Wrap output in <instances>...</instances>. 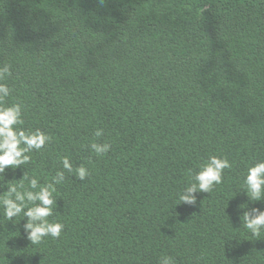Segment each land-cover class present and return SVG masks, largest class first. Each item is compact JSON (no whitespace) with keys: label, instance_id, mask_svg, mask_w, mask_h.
Returning <instances> with one entry per match:
<instances>
[{"label":"trees","instance_id":"1","mask_svg":"<svg viewBox=\"0 0 264 264\" xmlns=\"http://www.w3.org/2000/svg\"><path fill=\"white\" fill-rule=\"evenodd\" d=\"M5 65L4 105L51 140L0 196L24 172L50 182L64 156L90 177L56 186L59 238L33 245L0 209V264H264L239 207L264 208L241 191L264 160V0H0ZM210 155L232 164L223 182L177 204Z\"/></svg>","mask_w":264,"mask_h":264},{"label":"clouds","instance_id":"2","mask_svg":"<svg viewBox=\"0 0 264 264\" xmlns=\"http://www.w3.org/2000/svg\"><path fill=\"white\" fill-rule=\"evenodd\" d=\"M10 75V67H0V81ZM10 88L5 83H0V180L4 179L6 169L16 170L25 166L30 161L28 153L40 150L51 137L40 129L26 131L18 127L23 124L22 106L18 103L9 106L4 105V100L10 95ZM95 137L103 135V129L95 131ZM97 157L106 154L110 149L109 143L93 141L89 145ZM63 170H57L51 181L41 185L38 177L28 178L27 175L18 179L16 184H7V190L0 196V209L7 221H14L17 217L26 218L23 225L31 244L38 245L46 237L59 238L64 225L60 222H51L49 217L53 215V207L57 206V185L65 180V171L84 182L90 177L88 169L83 165L73 166L69 157L61 158ZM232 167L230 161L224 157L210 155L198 166L197 171L189 170L190 182L180 191L178 203L189 206L197 205V193H211L216 185L223 182L225 169ZM27 181V184L24 183ZM3 187V185H0ZM252 202H264V160H257L247 166L243 179L242 190ZM239 207L246 208L243 212V227L253 236H260L264 230V208L247 207L242 204ZM159 264H174L173 258L163 256Z\"/></svg>","mask_w":264,"mask_h":264}]
</instances>
